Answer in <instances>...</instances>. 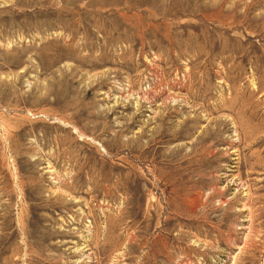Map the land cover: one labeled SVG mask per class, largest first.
I'll list each match as a JSON object with an SVG mask.
<instances>
[{
	"label": "rangeland",
	"instance_id": "374dc122",
	"mask_svg": "<svg viewBox=\"0 0 264 264\" xmlns=\"http://www.w3.org/2000/svg\"><path fill=\"white\" fill-rule=\"evenodd\" d=\"M0 264H264V0H0Z\"/></svg>",
	"mask_w": 264,
	"mask_h": 264
}]
</instances>
